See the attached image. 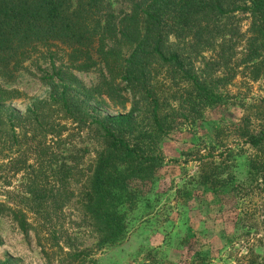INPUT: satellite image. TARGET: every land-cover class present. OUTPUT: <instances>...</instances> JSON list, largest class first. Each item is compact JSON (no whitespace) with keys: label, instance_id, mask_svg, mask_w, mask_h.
Listing matches in <instances>:
<instances>
[{"label":"trees","instance_id":"obj_1","mask_svg":"<svg viewBox=\"0 0 264 264\" xmlns=\"http://www.w3.org/2000/svg\"><path fill=\"white\" fill-rule=\"evenodd\" d=\"M238 15L249 19L246 33ZM39 48L52 70L40 78L50 90L21 112L8 103L23 93L3 82ZM240 66L256 78L264 68V0H0V161L11 151L8 171L30 179L5 191L12 202H0V215L28 233L36 229L29 214L47 217L73 195L97 247L121 242L129 233L128 213L148 201L165 165L162 141L223 105L222 89ZM90 71L100 77L87 86L75 72ZM99 96L122 112L103 115L93 104ZM256 108L258 124L246 118L235 129L257 150L250 173L260 176L264 191V100ZM64 122L96 137L85 166L84 155L59 157L53 149L56 139L65 140ZM201 170L204 186H227L220 163H201ZM77 183L78 192L72 189ZM250 252L249 264H264ZM86 253L70 257L85 264Z\"/></svg>","mask_w":264,"mask_h":264},{"label":"rangeland","instance_id":"obj_2","mask_svg":"<svg viewBox=\"0 0 264 264\" xmlns=\"http://www.w3.org/2000/svg\"><path fill=\"white\" fill-rule=\"evenodd\" d=\"M123 6L118 3L119 8ZM236 21L246 33L249 19ZM245 44L244 40L237 45V58ZM43 51L39 48L32 53L10 83L1 79L3 85L23 93L8 103L21 112L49 93L50 86L40 79L44 73H52ZM206 55L209 58L211 53ZM260 72L256 78L250 68L237 67L236 76L222 89L223 105L210 108L196 122L183 125L162 141L165 165L148 201L128 213L129 233L121 242L97 247V236L85 220L77 197L71 195L47 217L29 214L36 229L28 233L8 216L0 215V264H79L70 255L85 250V264H249L250 251L264 257V191L260 176L250 173V158L257 150L239 139L235 129L246 118L259 122L256 106L264 100V68ZM75 74L87 86L96 84L100 77L98 71ZM93 104L103 115H117L123 110L106 96H99ZM64 124L65 140L60 144L56 139L53 149L59 157L84 155L81 165L85 166L94 157L96 137L92 131H79L76 124ZM5 153L0 161V202H10L5 191L30 181L28 173L23 176L8 171L6 164L12 153ZM210 162L221 164V176L228 179L226 187L215 190L203 185L201 163ZM73 186L78 192V183ZM180 189L185 192L179 198Z\"/></svg>","mask_w":264,"mask_h":264}]
</instances>
